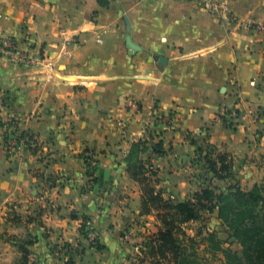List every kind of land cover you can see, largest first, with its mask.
Here are the masks:
<instances>
[{
    "label": "crops",
    "instance_id": "1",
    "mask_svg": "<svg viewBox=\"0 0 264 264\" xmlns=\"http://www.w3.org/2000/svg\"><path fill=\"white\" fill-rule=\"evenodd\" d=\"M217 1L228 15L174 0H0V38L36 60L0 57V264H21L9 238L33 241L39 264H131L133 242L120 234L145 217L126 158L149 135L164 155L150 143L141 159L165 199L193 188L192 141L206 139L242 167L239 184L257 183L260 169L247 172L244 161L264 153V32L251 29L264 26V0ZM234 108L245 118L231 123ZM152 114L176 116L174 128L146 131ZM6 126L30 135L35 153L7 151ZM83 153L94 168L89 189ZM83 216L95 221L101 250L83 237Z\"/></svg>",
    "mask_w": 264,
    "mask_h": 264
},
{
    "label": "trees",
    "instance_id": "2",
    "mask_svg": "<svg viewBox=\"0 0 264 264\" xmlns=\"http://www.w3.org/2000/svg\"><path fill=\"white\" fill-rule=\"evenodd\" d=\"M19 136L27 137L30 142L35 143L25 131H20ZM6 139L7 135L4 133V143ZM151 139H153L152 135H149L148 138L133 143L126 162L128 175L140 187L141 214L155 212L165 228L159 235L166 236L174 230L178 231L177 225L198 220L202 211L215 213L219 220L227 222L242 247L243 258H240L238 252L223 250L226 257L225 264H264V197L258 194L264 188L255 186L251 191L244 192L239 186H230L226 190L217 187L218 181L230 176V165L226 161L225 154L216 153L214 158L212 154H215V148L204 139L201 144L196 141H192V144L196 148L195 160L204 162V169L209 172L210 177L205 179L206 185L200 187L191 199L174 203L170 199H165L162 191L157 189V172L153 170L150 161L141 159V155L149 147L154 154L160 157L164 155L162 141L152 143ZM150 143L152 144L147 147ZM28 147L35 153L36 148H31V145ZM82 158L87 165L88 158L83 155ZM93 173L94 169L90 171L86 168V174L90 178L88 182L91 184L96 182L92 178ZM85 218L83 216L82 219ZM9 241L21 251V264H27V257L31 253L29 247L33 245V241L16 238H9ZM93 247L97 250L102 249L99 244ZM66 264H71V261H67ZM151 264H161V261L155 260Z\"/></svg>",
    "mask_w": 264,
    "mask_h": 264
},
{
    "label": "rangeland",
    "instance_id": "3",
    "mask_svg": "<svg viewBox=\"0 0 264 264\" xmlns=\"http://www.w3.org/2000/svg\"><path fill=\"white\" fill-rule=\"evenodd\" d=\"M262 113L263 110L260 114L264 116V113ZM164 119V116L158 117L157 121L154 122L152 126L156 124H163V121H165ZM262 152H264V149ZM214 153L215 154L212 155L215 158L217 152L215 151ZM82 155L83 157L88 158V166L85 165V162H83L85 168H88L90 171L93 170L94 168L91 163L92 158L90 154L83 153ZM195 159L193 164L194 171L191 177L193 188H191L189 192L182 196V199L172 200L174 203L191 199V197L199 190L200 187L206 185L205 179L210 177L208 174L209 172L204 169V162H197ZM248 160L249 159L246 158L244 161L245 164H247V172L252 173L250 168L251 165L255 169H260V176L256 178L257 183L255 185L251 187L252 181H248L246 184H239V176L243 168L233 167L232 160H230L226 155V161L230 165V176L227 179L218 181L216 183L217 187L222 190H226L230 186H239V188L244 192L251 191L255 186L264 188V153L261 154L260 152L257 158L254 160L251 159V161ZM88 181L85 183L87 189H89V186L92 185ZM240 185L243 189L240 187ZM258 194L264 197V190L259 191ZM7 216H10L13 219L15 218L13 212L10 210L6 212V217ZM139 216H144L145 218L135 222V227L130 226L134 232L129 234V231L126 228L122 230L120 234L122 242H133L132 248H134V250L132 249V251L136 252H134V254L131 256V264H151L155 260H160L161 264H225L226 257L223 251L225 249L231 250L232 252H238L240 258H243L242 247L235 239L233 230L229 227L227 222L219 220L217 218V214L215 213L202 211L198 220L179 224L177 225L178 231L174 230L172 233L166 236L159 235L160 231H164L165 228L156 217L155 212L142 215L140 210ZM148 217H153L156 221H158L159 225L156 226L157 230L153 229L152 224L149 226L144 225V221H146ZM81 224V233L89 245L93 247L94 245L99 244L98 239L95 238L93 241H90L89 238V235L93 232L99 235L95 221H92L86 217L85 220L82 219ZM145 226L148 227V229L144 232L143 228H145ZM147 232L149 234H146ZM54 249L56 250V247H54ZM57 250L59 251V249ZM27 264H39L32 251L27 257Z\"/></svg>",
    "mask_w": 264,
    "mask_h": 264
},
{
    "label": "built area",
    "instance_id": "4",
    "mask_svg": "<svg viewBox=\"0 0 264 264\" xmlns=\"http://www.w3.org/2000/svg\"><path fill=\"white\" fill-rule=\"evenodd\" d=\"M179 2H188L195 4L197 7L205 10L208 12V14L211 17L219 18L224 17L228 15L229 9L227 3L223 1H217V0H174ZM252 30L257 32H264V26L260 24L252 25ZM71 44H76V41L73 38H68L65 41V45L69 46ZM0 57L7 58L14 62L17 65L21 66H32L36 63V60L24 53H21L17 50L15 43L10 39L9 37H1L0 38ZM133 113L136 112L137 108L133 103H128L127 105ZM227 113V112H225ZM221 120L226 119V116L219 117ZM158 117L155 115H150L149 120L146 125V131L147 127L151 126L154 122H156ZM227 119L231 123L237 122L238 120L244 119V115L237 109H232L229 113H227ZM165 121H163V124L170 129L174 128L175 122L177 120L176 116L174 115H168L165 116ZM7 122H12V120H8ZM8 126L5 127L4 133L7 135L6 142L4 143V148L7 151H10L12 149L26 147L28 145L34 146L33 142H30L27 137L22 138L20 137V132H9ZM123 128V127H122ZM31 143V144H30ZM90 241H93L95 238L98 239L97 233L93 232L89 235ZM61 249L62 252H68L70 247L66 245H60L59 250Z\"/></svg>",
    "mask_w": 264,
    "mask_h": 264
},
{
    "label": "water",
    "instance_id": "5",
    "mask_svg": "<svg viewBox=\"0 0 264 264\" xmlns=\"http://www.w3.org/2000/svg\"><path fill=\"white\" fill-rule=\"evenodd\" d=\"M164 59H159V63H164Z\"/></svg>",
    "mask_w": 264,
    "mask_h": 264
},
{
    "label": "bare ground",
    "instance_id": "6",
    "mask_svg": "<svg viewBox=\"0 0 264 264\" xmlns=\"http://www.w3.org/2000/svg\"><path fill=\"white\" fill-rule=\"evenodd\" d=\"M72 79V78H71ZM72 82V81H71Z\"/></svg>",
    "mask_w": 264,
    "mask_h": 264
}]
</instances>
